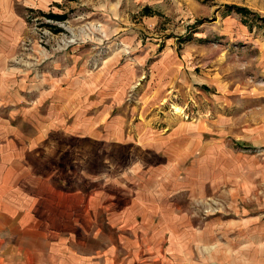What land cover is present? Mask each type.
I'll return each instance as SVG.
<instances>
[{"label": "rangeland", "instance_id": "obj_1", "mask_svg": "<svg viewBox=\"0 0 264 264\" xmlns=\"http://www.w3.org/2000/svg\"><path fill=\"white\" fill-rule=\"evenodd\" d=\"M2 1L0 120L102 130L57 171L97 209L62 264H264V0Z\"/></svg>", "mask_w": 264, "mask_h": 264}, {"label": "crops", "instance_id": "obj_2", "mask_svg": "<svg viewBox=\"0 0 264 264\" xmlns=\"http://www.w3.org/2000/svg\"><path fill=\"white\" fill-rule=\"evenodd\" d=\"M2 3L0 12L4 9ZM3 24H0V92L7 81L12 82L8 78L10 73H6V58L14 47L12 42L10 49L5 48ZM92 113L95 118L91 117L80 127L77 123L71 130L66 125L53 123L51 118H48L49 123L36 126V130L33 125L23 129L20 123L0 120V264H62L64 247L68 245V250L74 252L70 242L77 240L73 236L76 233L70 229H79L81 225L79 222L75 225V220H82L86 211L96 212L97 209L94 203L86 200L84 193L69 192L64 188L63 178H59L57 171L63 170V163L67 164L64 168L68 171L66 144L69 139L76 140L75 136L83 131V126L93 141L101 139V127H92L98 115ZM32 129L39 133L37 137V133L30 134ZM110 153L115 154L114 151ZM130 153L129 150L127 155ZM99 156L97 159L101 164L103 157ZM74 159L82 164L79 173L84 175L89 158L76 156ZM142 159V156L137 157L136 165L142 163ZM140 172L142 170L137 173ZM128 204L133 207L131 202ZM196 239L203 241L201 236ZM196 264L205 262L199 259Z\"/></svg>", "mask_w": 264, "mask_h": 264}, {"label": "trees", "instance_id": "obj_3", "mask_svg": "<svg viewBox=\"0 0 264 264\" xmlns=\"http://www.w3.org/2000/svg\"><path fill=\"white\" fill-rule=\"evenodd\" d=\"M145 8V7H144ZM227 8H235L236 11H240V12H251L249 11L247 8L245 7H241V6H235V5H228ZM252 13V12H251ZM53 18H58V19H62V17L58 14H51L50 15ZM262 20H264V18H262Z\"/></svg>", "mask_w": 264, "mask_h": 264}, {"label": "bare ground", "instance_id": "obj_4", "mask_svg": "<svg viewBox=\"0 0 264 264\" xmlns=\"http://www.w3.org/2000/svg\"><path fill=\"white\" fill-rule=\"evenodd\" d=\"M176 111H178V108H175Z\"/></svg>", "mask_w": 264, "mask_h": 264}]
</instances>
